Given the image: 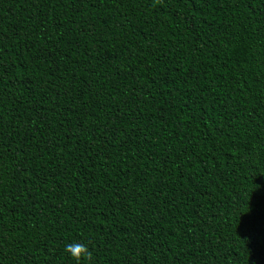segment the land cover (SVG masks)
Listing matches in <instances>:
<instances>
[{
	"label": "trees",
	"instance_id": "trees-1",
	"mask_svg": "<svg viewBox=\"0 0 264 264\" xmlns=\"http://www.w3.org/2000/svg\"><path fill=\"white\" fill-rule=\"evenodd\" d=\"M264 264V0H0V264Z\"/></svg>",
	"mask_w": 264,
	"mask_h": 264
},
{
	"label": "clouds",
	"instance_id": "clouds-1",
	"mask_svg": "<svg viewBox=\"0 0 264 264\" xmlns=\"http://www.w3.org/2000/svg\"><path fill=\"white\" fill-rule=\"evenodd\" d=\"M64 250L76 262V264H91L93 261L92 252L82 243L66 244Z\"/></svg>",
	"mask_w": 264,
	"mask_h": 264
}]
</instances>
